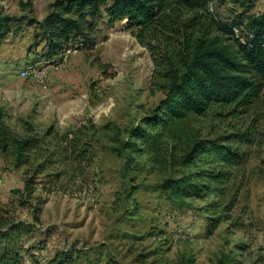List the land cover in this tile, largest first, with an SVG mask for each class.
Instances as JSON below:
<instances>
[{
	"label": "rangeland",
	"instance_id": "374dc122",
	"mask_svg": "<svg viewBox=\"0 0 264 264\" xmlns=\"http://www.w3.org/2000/svg\"><path fill=\"white\" fill-rule=\"evenodd\" d=\"M53 1L0 0V18L15 19L9 32L0 33V108L19 138L32 133L41 140L21 166L0 152V215L35 226L24 263L107 264L114 257L123 264H216L220 258L264 264V88L252 115L242 117L256 127L251 181L241 201L246 225L225 222L210 231L205 202L169 197L160 184L171 172L156 169L126 144L130 130L165 97L153 80L151 51L126 20L111 25L104 13L96 18L94 45L77 42L50 58L43 30L28 22L43 20ZM213 5L228 23L264 13V0ZM175 11L183 18L196 13ZM28 66L47 71V88L33 73L19 74ZM212 117L194 120L202 134L213 124L227 128ZM85 148L91 160L78 157ZM31 176L35 191L26 201L16 190Z\"/></svg>",
	"mask_w": 264,
	"mask_h": 264
},
{
	"label": "trees",
	"instance_id": "16d2710c",
	"mask_svg": "<svg viewBox=\"0 0 264 264\" xmlns=\"http://www.w3.org/2000/svg\"><path fill=\"white\" fill-rule=\"evenodd\" d=\"M107 1L55 0L43 20L31 18L28 23L41 27L46 53L54 58L77 42L94 45V27L100 15L105 13L111 25L126 20V26L151 51L153 80L165 93L130 130L126 144L134 153L146 156L156 169L171 172L160 184L169 197L180 203L189 197L205 202L210 231L225 222L243 229L246 206L241 201L251 181L248 161L256 127L251 125V130L242 117L252 115L264 88V13L228 23L209 10L208 0ZM178 8L196 13L183 18L175 11ZM14 20L0 18L1 36L10 31ZM240 24L245 27L236 36L233 27ZM216 32L231 37L225 39ZM210 114L227 128L217 130L218 124H213L202 134L194 120ZM40 142L32 133L19 138L6 124L0 108L1 153H11L21 166L31 160ZM87 149L78 157L91 160ZM45 168L40 164L38 171ZM34 191L33 176L24 189L16 190L26 201ZM34 220L39 222L40 216L35 214ZM34 227L0 215V264H25V241ZM107 264L123 263L111 257ZM216 264L245 263L220 258Z\"/></svg>",
	"mask_w": 264,
	"mask_h": 264
},
{
	"label": "built area",
	"instance_id": "2783aa9c",
	"mask_svg": "<svg viewBox=\"0 0 264 264\" xmlns=\"http://www.w3.org/2000/svg\"><path fill=\"white\" fill-rule=\"evenodd\" d=\"M208 7H209V10L214 13L213 0H208ZM244 27H245V24L235 25L233 27L234 34L236 36H240L243 32ZM31 73H33V77L41 86H43L44 88L48 87L47 86V71L45 69L39 71V70L32 68L31 66H28L26 68L19 70L20 75H29Z\"/></svg>",
	"mask_w": 264,
	"mask_h": 264
}]
</instances>
